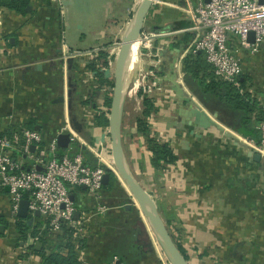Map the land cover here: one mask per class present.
Segmentation results:
<instances>
[{
  "label": "crops",
  "instance_id": "0c3cea01",
  "mask_svg": "<svg viewBox=\"0 0 264 264\" xmlns=\"http://www.w3.org/2000/svg\"><path fill=\"white\" fill-rule=\"evenodd\" d=\"M142 1L31 0L32 9L26 14L0 7V135L32 127L44 145L54 141L58 145L61 135H69L67 145L58 146L60 154L89 155L91 166L97 167L95 153L104 155L107 128L100 117L107 113L109 119L106 101L113 87L105 75L109 67L104 54L110 53V61L114 58L113 48L122 41ZM197 1L156 0L141 37L158 34L152 43L167 47L166 58L178 50L183 53L193 41L191 12ZM231 38L242 62V92L257 103L249 121L260 138L257 119L264 104V42L252 54L237 37ZM139 62L152 65L140 57ZM133 74L130 71L129 76ZM133 91L132 87L127 96ZM208 98L209 108L219 114L213 120L222 131L176 121L180 105L171 96H162L156 99L158 112L152 120L157 129L174 136L170 147L175 162L163 163L158 173L137 124L127 126L124 121L126 162L156 202H161L166 222L175 228L172 234L180 236L176 241L191 264H264V156L257 162L241 149L243 139L255 141L242 132L245 112L213 95ZM136 101L140 106L137 95ZM68 123L78 137L61 133ZM116 177L117 184L103 189L99 201L86 190L72 193L79 212L94 217L84 238L85 248L80 250L81 264H110L113 256L128 252L132 256L127 264H162L148 218L134 205L128 186L127 190ZM100 206L106 212L96 215ZM172 209L173 218L166 211ZM30 216L31 223L44 221ZM16 222L11 218L9 191L0 189V264H44L33 250L34 238L28 235L23 240ZM140 244L149 253L142 255Z\"/></svg>",
  "mask_w": 264,
  "mask_h": 264
},
{
  "label": "built area",
  "instance_id": "2783aa9c",
  "mask_svg": "<svg viewBox=\"0 0 264 264\" xmlns=\"http://www.w3.org/2000/svg\"><path fill=\"white\" fill-rule=\"evenodd\" d=\"M191 13L193 24L190 31L194 37L187 49L176 58V81L194 98L185 82L184 60L189 55L199 53L204 55L218 80L240 88L243 67L237 50L231 46V37H237L240 46L252 54L258 51L259 44L264 42V0H198ZM250 33L255 34L254 43L249 41ZM157 37L158 34L154 33L142 35L139 39L140 56H143L144 60L159 62V67L164 70L175 55L171 52L172 56L165 57L164 60L162 55L167 47L153 45L152 41ZM121 42L114 48L120 49ZM68 53L74 56L80 54L69 51ZM108 60L109 68L112 69L114 63L110 61V57ZM159 67L142 65L135 70L137 76L130 85L133 87L135 82L139 84L136 92L141 100L140 106L138 102L136 105L139 111L142 110L145 97L155 99L173 94L169 87L158 83L159 77L162 76ZM194 100L197 102L196 98ZM262 109L264 110V104ZM258 129L259 142L243 139L244 145L241 149L248 155L259 153L264 156V122L260 123ZM67 132L78 137L69 123L61 133ZM109 134L108 131L105 135ZM20 138L24 142V148L16 158L14 153L19 139L0 138V189H9L11 218L17 219L21 202L27 194L29 213L33 216L39 213L40 217L48 221L51 232L60 234L66 226L73 230V238L80 236L84 239L94 217L90 213L79 212L72 199L71 190L74 187H83L91 198L100 200L104 176L107 173L102 153H95L99 164L93 168L81 153L59 156L56 141L44 145L40 133L34 129H22ZM107 140L111 143L110 137ZM33 147L35 148L32 150ZM112 164L114 165L113 159ZM105 212L106 208L100 206L95 214ZM77 214L80 215L79 219L76 218ZM36 242L38 239L34 238V244ZM67 252L68 250L64 251V255ZM110 264L123 263L115 257Z\"/></svg>",
  "mask_w": 264,
  "mask_h": 264
},
{
  "label": "water",
  "instance_id": "95a60500",
  "mask_svg": "<svg viewBox=\"0 0 264 264\" xmlns=\"http://www.w3.org/2000/svg\"><path fill=\"white\" fill-rule=\"evenodd\" d=\"M156 0H143L137 7L133 19L128 26L127 31L122 37L121 46L117 59L115 61V66L111 70H107L105 75L114 79L112 87V97H111V108L109 116V127H110V140H111V150L113 155L114 165L117 169L115 173L130 190V195L132 196L134 202L137 205L141 214L153 219L156 222L158 228L157 239L161 243L165 253L171 260L172 264H189L180 249L178 248L176 242L174 241L166 222L161 215L156 199L150 192H148L144 186L138 181V179L130 171L128 164L125 159L123 150V125L125 117V107H126V97H127V87L129 84L130 76L129 73V62H130V52L132 46L137 43L141 37L142 31L144 29L147 16L149 15L153 4ZM32 9L31 6L27 7V11ZM249 41L251 43L255 42V34H249ZM178 53L168 64L167 69L160 70V76L158 83L162 86L169 87L173 92L172 97L179 105V117L176 121L181 123H188L190 126L195 125L198 128H208L217 127L222 131V128L215 123L214 118H219V114L213 112L203 101L202 98L196 96L195 93L189 91L194 95L197 102L192 98L182 86L176 81V75L174 73V64L176 58L179 56ZM207 111H206V109ZM106 138L105 135L103 137ZM70 141L69 135H61L59 137L58 146L64 147ZM35 147L32 148V150ZM250 157H254L255 161L261 162L262 156L259 153L249 154ZM110 180V174L106 173L104 176L103 183L106 185ZM9 191V189H7ZM29 202L24 199L21 202L20 210L18 216L22 219H28L29 217ZM40 216L39 213H36ZM79 215H76V218ZM32 219H30V223ZM35 248L40 250L43 248L42 242H36L34 244Z\"/></svg>",
  "mask_w": 264,
  "mask_h": 264
},
{
  "label": "trees",
  "instance_id": "16d2710c",
  "mask_svg": "<svg viewBox=\"0 0 264 264\" xmlns=\"http://www.w3.org/2000/svg\"><path fill=\"white\" fill-rule=\"evenodd\" d=\"M31 0H0V7L15 11L21 14H26L27 7L29 6ZM104 58L106 59V66L109 67V56L108 54H104ZM184 74H185V82L187 86L191 89L193 93L203 99L204 103H206L205 96L213 95L216 98L222 100L228 106V103L232 104L243 110L245 112V128L243 129V133L247 134V136H251L255 138L256 142H259L260 138H256V129L251 125L249 116L254 113L256 109L257 103L251 100V97L248 94L242 92V82L240 81V88L235 87L234 85L218 80L210 65L207 63L203 54L189 55L184 60ZM106 106L111 108V99L108 98L106 101ZM208 106V105H207ZM209 107V106H208ZM158 112L157 101L151 97H145L143 101L142 113L140 116H137L136 124L138 129L141 131L142 135L145 138H149L147 144L150 148V151L153 153L154 157L152 160L153 166L156 168L160 164L163 163H173L176 160L175 153L173 149L165 144L161 145L158 142L154 141L151 137H149V131L147 128V123L145 125V119H149L153 116L154 113ZM107 114V113H106ZM104 114L100 117L101 122L105 126H109V121L107 120V116ZM257 122H264V110L261 109L259 112V117ZM258 125V126H259ZM29 129H32L29 128ZM259 132L260 137V131ZM17 133V135H16ZM16 135V136H14ZM21 130H12L10 134H2L1 137H9L14 140L16 137L19 139L16 143L17 150L14 153V157L21 155V151L24 148V142L20 138ZM15 137V138H14ZM61 151V149H60ZM61 154H59L60 156ZM86 159L88 163L92 162V158L89 155H86ZM91 165V164H90ZM93 166V165H92ZM110 174V180L106 185H103V189H112L114 185L117 184V177L114 172L111 170L107 171ZM83 187H74L71 190V193L77 194L78 192L84 191ZM24 198L27 199L28 195L25 194ZM137 211L136 209H134ZM22 219L17 217L16 227L19 235L23 240L27 238L28 235H31L33 238H37L39 242L43 243V248L38 250L33 246V250L39 254L44 264H81L80 261V250L81 248H85L84 239L80 236H76L73 238V230L64 226L63 231L60 234H54L51 232L49 228L48 221H41L39 224L30 223V219ZM169 225V224H168ZM170 231V230H169ZM172 234V232L170 231ZM178 248L184 255L187 261H189V256L187 255L184 247L176 242ZM139 252L141 254L149 253V249L145 251L144 245L140 244ZM67 254L64 255V251H67ZM129 256H132L131 252L121 253L119 255H115L112 258V261L115 257H118L120 262L123 264H127L129 260ZM111 261V262H112ZM110 262V263H111Z\"/></svg>",
  "mask_w": 264,
  "mask_h": 264
},
{
  "label": "rangeland",
  "instance_id": "374dc122",
  "mask_svg": "<svg viewBox=\"0 0 264 264\" xmlns=\"http://www.w3.org/2000/svg\"><path fill=\"white\" fill-rule=\"evenodd\" d=\"M117 50H114L113 52H112V58H113V55H114V53L116 52ZM109 57H110V55H108ZM141 58L142 59H144L143 58V56H141ZM115 66V65H114ZM109 70H111V67L109 68ZM136 74H135V72H134V74L131 76L130 75V80H129V84H128V87H127V90H130L131 88H132V86L130 85L131 83H133V81H134V79L136 78ZM113 81H114V79L112 78L111 79V82L113 83ZM151 82H153V81H151ZM134 94V91H133V93H131V95H133ZM197 96V95H196ZM162 96H159V97H157V98H155V100L157 99V100H159L160 98H161ZM171 97H174L173 96V94L171 95ZM173 99V98H172ZM205 101H207L208 102V100H210L209 98H208V96H205ZM174 100V99H173ZM137 101L136 100H131L130 98H128V97H126V107H125V117H124V121L127 123L126 125L127 126H130V125H134L135 123H136V119H137V116H140L141 115V113H142V110L141 111H139V110H137ZM167 105V104H166ZM142 108H143V106H142ZM206 109V108H205ZM206 111H207V109H206ZM228 115V114H227ZM228 117V116H227ZM146 123H147V128H148V131H149V137H151L154 141H156V142H158V144H161V145H165V144H167V145H169V146H171L172 145V142L174 141L173 139H174V136H173V138L168 134V133H166V132H163V130H160L159 128L157 129L156 128V123L152 120V117H150L149 119H145V125H146ZM108 131H110V127L108 126L105 130H104V135L106 134V132H108ZM139 132H140V134H142L141 133V131L139 130ZM179 133V132H178ZM227 136H228V134H227ZM105 137L108 139V137H110V134L109 135H105ZM104 139L103 138V142H102V147H103V158H104V161H105V164H106V169H107V171L108 170H111V171H114V173H117V169H116V167H115V165H113L112 164V159H113V155H112V150H111V143L110 142H108V140L107 139ZM149 138L147 137L146 138V140H148ZM174 151V150H173ZM79 152V151H78ZM175 153V152H174ZM156 169H158V173H161V169H162V164H160L158 167H156ZM108 173V172H107ZM123 183H124V186H125V188H126V184H125V182L123 181ZM127 189V188H126ZM128 190V189H127ZM129 192V191H128ZM157 196H160V195H157ZM161 197V196H160ZM133 199V198H132ZM159 200V199H158ZM133 202H134V200H133ZM157 203V206H158V209H159V211H160V213H161V215L163 216V218H164V220H165V222H166V220L168 219L166 216H165V214L163 213V210H162V207H161V205H160V203L161 202H156ZM134 205L137 207V205H136V203L134 202ZM167 212H168V216L169 217H171V218H173L174 216H175V214H174V211H173V209L172 210H166ZM140 212V211H139ZM170 218V219H171ZM166 225H167V227H168V229L171 231H174V232H176L175 231V228L174 227H169L168 226V223L166 222ZM227 230H228V226H226V232H227ZM177 234V233H176ZM151 235V234H150ZM172 237H173V239H174V241L175 242H177L176 240L180 237H175L173 234H172ZM153 239V238H152ZM152 243H153V245L155 246V247H158L159 248V250L162 252V255H163V257H162V260H161V262H162V264H172L171 263V260L169 259V257L167 256V254L165 253V251H164V249H163V247H162V245H161V243L158 241V239L157 238H155V240L153 239L152 240ZM189 252V251H188ZM192 262V261H191ZM188 263L189 264H191L190 263V260L188 261Z\"/></svg>",
  "mask_w": 264,
  "mask_h": 264
},
{
  "label": "bare ground",
  "instance_id": "6f19581e",
  "mask_svg": "<svg viewBox=\"0 0 264 264\" xmlns=\"http://www.w3.org/2000/svg\"><path fill=\"white\" fill-rule=\"evenodd\" d=\"M113 50H117L115 53L117 54H115V55H113L114 56V58L113 59H111V62L112 63H114L115 61H116V59H117V56H118V53H119V49L118 48H114ZM141 58V56H140V41H138L137 43H135L133 46H132V49H131V52H130V62H129V73H128V77H129V74H130V71L132 72V73H134L135 72V70L136 69H139L142 65H148L147 63H143V64H141L140 62H139V57ZM162 57H163V59L165 60V54H163L162 55ZM142 59V58H141ZM136 60H137V66L135 67V65H136ZM149 61H151V60H149ZM115 64V63H114ZM152 65H157V67H159L160 66V63L159 62H153L152 61ZM149 67L151 66V65H148ZM159 69L161 70V68L159 67ZM133 88H134V94L133 95H129V96H127L128 98H130L131 100H136V92H137V90H138V87H135V86H133ZM128 91V90H127ZM147 217V216H146ZM148 218V220H149V222H150V225H151V227H152V230H153V232H154V235L156 236V238H157V235H158V228H157V225H156V222L153 220V219H150L149 217H147Z\"/></svg>",
  "mask_w": 264,
  "mask_h": 264
}]
</instances>
